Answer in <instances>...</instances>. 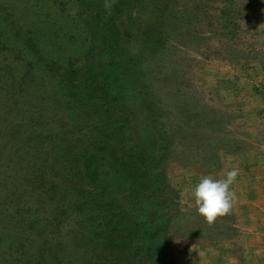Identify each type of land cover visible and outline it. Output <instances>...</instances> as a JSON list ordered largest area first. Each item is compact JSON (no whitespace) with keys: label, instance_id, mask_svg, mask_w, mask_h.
<instances>
[{"label":"rangeland","instance_id":"1","mask_svg":"<svg viewBox=\"0 0 264 264\" xmlns=\"http://www.w3.org/2000/svg\"><path fill=\"white\" fill-rule=\"evenodd\" d=\"M95 27L100 33L94 37ZM98 46L111 51L114 62L131 64L121 77V102L135 114L154 187L170 211L157 264H264V0H0V74L10 79L9 89L0 86L10 98L25 99L28 119L37 118L45 130L38 153L48 159L28 171L35 176L29 185L53 182L62 201L74 203L64 208L62 224L77 222L73 233L61 232L59 246L51 237L41 239L44 257L55 259L46 263L126 261L134 252L132 215L151 213L143 185L124 173L132 166L110 152L121 143L126 120L107 114L97 89L89 97L84 88L71 90L79 80L75 73L96 60ZM13 167L0 154V191L10 186ZM233 169L238 176L231 190L238 198L208 224L196 211L193 186L204 176L224 179ZM38 182L45 192L50 187ZM101 189L111 191L112 203L118 200V213L126 212L117 215L118 229H97L89 211L84 215L86 205L75 212L84 192ZM28 236L12 248L2 241L13 254L0 250V264L35 257L40 245L31 247Z\"/></svg>","mask_w":264,"mask_h":264},{"label":"trees","instance_id":"2","mask_svg":"<svg viewBox=\"0 0 264 264\" xmlns=\"http://www.w3.org/2000/svg\"><path fill=\"white\" fill-rule=\"evenodd\" d=\"M118 27L121 26V21L117 22ZM97 29V30H96ZM100 30L95 27L93 28L92 34L98 36ZM94 53L96 54V60L89 62L90 68L88 70L81 69L75 74L79 78L76 82L77 84H71V90L78 88V90L85 89V94L92 95V90L96 91L97 95L101 97L103 106L107 108L105 111L109 116L116 118L117 113L122 114V117L125 121V131L120 133V141L118 146H115V149L112 148V152L118 154L116 160L123 158L122 164L127 166H132L131 169L127 167L124 170V173L127 175V179L133 184L136 185V182L140 185H143V190L147 195V198L152 200V203L147 205V212L144 217L143 213L140 215H132L134 236L130 239V245L133 248L132 250L128 247L129 251H134L131 253L129 258L123 262H116L117 264H157L158 259L163 255L164 252V243H165V229L164 225L166 224L168 217H170V211L168 208L165 211L166 197L160 192V188L154 187V176L150 171L151 162L150 157L145 156V145L141 142L140 138V129L135 123V114L132 110L124 108L125 105L121 102V95L123 94L122 88H120L121 77L126 71L125 68L131 67V64L125 65L124 62L118 63L114 62L111 59L112 52L106 51L104 46L95 47ZM88 65V64H87ZM8 64L5 65V68ZM96 72V73H95ZM127 75V73H125ZM108 75V77L106 76ZM5 74H0V84L4 86L5 89H9V84L7 80L4 79ZM7 85V86H6ZM10 93L8 90H3L0 86V154L2 158L7 160V162H13L16 170L12 173L10 186H5L7 190L0 191V243L2 241L7 242L9 247H13L14 243L20 241L21 243L25 242V239L28 238V235H31L30 246L37 243L40 247H37L35 257H29L28 260L25 258L24 264H47L54 261L50 257H44V242H41V239L51 237V245L59 246L58 238L61 232H67L66 226L64 224L65 216V207L67 205L74 206V203L70 200L65 203L62 201V195L59 193L57 187H52L53 182L37 180V186H32L29 184H34L32 174L28 175V171L34 169V165H42V159L45 161L48 158L40 155L38 153V147L43 146L45 130L38 127L37 118L31 117L28 119L29 111L24 107L26 100L19 98H10ZM79 96V93L75 94ZM85 97L81 96L79 101L83 102ZM96 100V99H94ZM118 107L124 109L119 110ZM4 108L3 114L1 116V110ZM37 111H33L32 115L35 116ZM31 113V112H30ZM2 119H5L2 121ZM118 127H114L111 134L113 137L112 143L115 139L113 134L117 135ZM81 133L82 131L79 130ZM125 133V134H124ZM128 133V134H127ZM124 135V138H123ZM126 135V137H125ZM77 143L81 142V139L76 140ZM35 147V148H34ZM35 149L36 152H32ZM103 150V148H101ZM100 150V149H99ZM85 154L90 153L88 147L83 149ZM90 151H92L90 149ZM96 153V152H95ZM99 153V152H98ZM97 154V153H96ZM133 154H138L132 156ZM128 155V156H127ZM32 157L36 160L33 161V165H25V161L28 157ZM88 156V154H87ZM107 161H114L113 158H105ZM134 160V164L131 161ZM86 160V159H85ZM139 160L140 163H139ZM122 167H125L123 165ZM137 169V171L134 170ZM38 170V167L37 169ZM24 171V173H21ZM21 174V175H19ZM29 176L32 178L28 179ZM47 179V178H45ZM44 182L45 185H48V190L46 192L39 186V182ZM54 181V180H53ZM58 185V183H56ZM133 190L124 191L123 194L130 193ZM107 193H104L106 192ZM110 192L106 189H101L96 192L89 190V192H84L82 197H84L80 202L76 200V213L83 211L82 206L86 205V212L89 211L88 215L97 221L98 225L96 228L104 224V227L111 229H118L121 226V219L117 217L118 214L124 215L126 212L118 213L120 205L118 200L116 204L112 203L109 198ZM48 193V194H47ZM60 195V196H59ZM117 196L119 194H116ZM121 196V195H119ZM113 198V197H112ZM123 198V196H121ZM115 199V198H113ZM46 201V202H44ZM131 202V201H130ZM132 204V203H129ZM126 205V204H123ZM80 206V207H79ZM114 207V208H113ZM161 208V210H159ZM72 209V208H71ZM69 209V210H71ZM131 215L130 211L128 212ZM46 218L49 217V220L42 221L41 216ZM119 216V215H118ZM71 217V216H69ZM109 218L108 220H106ZM72 221V220H71ZM73 222V221H72ZM85 221H81L83 223ZM92 224V222H89ZM61 226V227H60ZM77 227V222L69 225L68 230L73 233ZM92 226L89 225V235H92ZM140 232V233H139ZM25 233H27L25 235ZM43 238V240H44ZM121 235L118 241L112 240V242H119ZM137 241V244L135 242ZM111 243V242H110ZM13 244V245H12ZM137 245V249L134 246ZM145 247L152 248L149 252H146ZM32 249V248H31ZM141 249V250H140ZM0 250L3 251L4 247L0 246ZM10 250V251H9ZM11 249L4 250L3 254L11 256L13 253ZM53 253V252H52ZM55 254L53 253L52 256ZM51 256V258H52ZM121 257V256H120ZM23 259V258H22ZM21 259V260H22ZM7 258L1 262L6 263ZM55 264V263H54Z\"/></svg>","mask_w":264,"mask_h":264},{"label":"clouds","instance_id":"3","mask_svg":"<svg viewBox=\"0 0 264 264\" xmlns=\"http://www.w3.org/2000/svg\"><path fill=\"white\" fill-rule=\"evenodd\" d=\"M105 9L111 10V3L106 2ZM238 176V171L233 169L226 174L224 179H213L204 176L194 186L191 192L197 213L206 223L212 224L217 217L229 213L237 194L231 190V185Z\"/></svg>","mask_w":264,"mask_h":264}]
</instances>
